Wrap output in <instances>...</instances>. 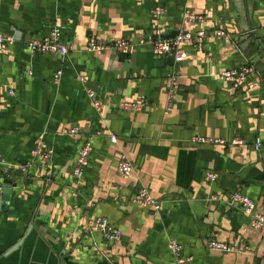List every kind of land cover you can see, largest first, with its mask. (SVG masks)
<instances>
[{"label":"crops","instance_id":"0c3cea01","mask_svg":"<svg viewBox=\"0 0 264 264\" xmlns=\"http://www.w3.org/2000/svg\"><path fill=\"white\" fill-rule=\"evenodd\" d=\"M157 6L164 15L153 14ZM187 12L207 23H187ZM56 25L72 52L31 53L26 43ZM181 26L209 34L223 28L231 42L210 36L199 47L185 44L179 63L156 57L148 41ZM0 31L17 38L0 51V264H178L171 239L184 246L186 264H264V233L229 202L241 190L264 213V0H0ZM91 38L111 45L126 38L133 46L126 54L90 52ZM245 64L256 73L241 89L218 76ZM174 67L180 84L167 112ZM89 88L102 99V113ZM123 100L146 105L124 111ZM75 126L80 136L64 132ZM198 137H239L248 145L201 144ZM40 139L52 158L23 175L20 166L32 162ZM87 139L93 151L77 177ZM122 154L133 166L128 177L119 172ZM208 171L218 179L207 181ZM143 188L163 203L160 211L133 202ZM99 217L121 228L123 239L106 241L95 228ZM213 239L241 251H214Z\"/></svg>","mask_w":264,"mask_h":264},{"label":"built area","instance_id":"2783aa9c","mask_svg":"<svg viewBox=\"0 0 264 264\" xmlns=\"http://www.w3.org/2000/svg\"><path fill=\"white\" fill-rule=\"evenodd\" d=\"M138 2H145L146 0H137ZM165 9L162 6H157L153 9L155 16H162ZM185 21L188 23L206 24L207 18L203 14L187 12L185 13ZM210 36L221 38L226 43L231 42V35L226 29L220 28L213 34H209L204 28L198 30H189L184 26L178 29V35L173 38H163L158 40H150L148 43L152 47L153 54L158 58L172 57L174 62H182L186 59L188 53L182 48L183 45L191 47H199L204 44ZM17 42V38L11 35H6L0 31V51L7 50L9 47ZM146 44L145 40L141 41ZM26 46L31 53H51L57 56L66 57L72 52L73 46L62 41V29L59 26H54L49 34L44 37H34L30 39ZM133 43L126 38H122L113 43V45L106 43L97 38H91L87 43V50L90 52L104 51L107 49L115 48L122 54H126L132 48ZM256 69L251 64H245L238 68H232L221 72L219 78L231 83L235 89L243 88L248 82L249 78L254 76ZM62 72L58 71L54 76V81L59 83L62 77ZM181 76L179 67H174L170 73L168 98L164 109L170 111L175 102V95L179 87V78ZM5 90V85L0 84V95ZM10 95H14L15 91L10 88L8 90ZM88 96L99 113L103 110V101L98 93L89 88L87 90ZM146 105L145 100L132 101L123 100L120 103V108L124 111H140ZM67 135L80 136L81 129L77 126L70 127L64 131ZM113 141L117 139L112 137ZM196 142L209 145H248V141L235 137L231 141L226 139L211 138V137H198ZM262 143L257 141L255 146L257 149L261 147ZM93 151L92 139H87L84 145L80 148L75 168V175L82 177L86 168L89 165L91 154ZM52 158V150L47 149L42 139L38 140L35 148L32 150V162L22 164L20 171L23 175L30 173V167L39 161L43 165H48ZM4 159L0 158V166L4 164ZM119 172L121 175L128 177L133 173V166L126 154H122L119 161ZM207 181H216L218 175L213 171L207 172ZM133 202L140 207L147 208L153 211H160L163 203L154 198L150 192L143 188L138 191L134 196ZM229 202L231 205L241 209L251 219L252 226L257 230L264 233V213L260 211L257 202L241 190L232 192L229 195ZM95 228L102 234L103 238L108 242H119L124 237V232L121 228L114 225L108 218L99 217L95 221ZM210 249L224 253L240 252L241 250L235 244L213 239L209 243ZM170 248L174 259L178 264H186L190 259L184 255V246L175 239L170 240Z\"/></svg>","mask_w":264,"mask_h":264},{"label":"water","instance_id":"95a60500","mask_svg":"<svg viewBox=\"0 0 264 264\" xmlns=\"http://www.w3.org/2000/svg\"><path fill=\"white\" fill-rule=\"evenodd\" d=\"M177 35H178V30L167 31L165 33H161V34L156 35L154 40L163 39V38H173V37H176ZM168 61L170 64L174 63V59L172 57H169ZM260 157H261L262 163H260L258 166L260 168V171L264 172V151L262 149H260ZM262 179H264V176H262ZM1 186H3V185H1ZM9 195H10L9 192H7V191H5L4 195H1L2 201H5L6 204L10 198ZM185 207H186L185 204H183L180 207V209H179L180 213H186Z\"/></svg>","mask_w":264,"mask_h":264}]
</instances>
